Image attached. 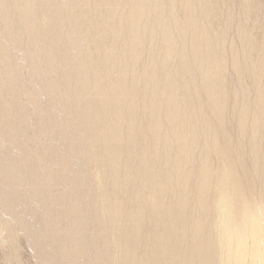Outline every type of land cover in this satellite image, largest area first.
Returning <instances> with one entry per match:
<instances>
[{
  "label": "bare ground",
  "instance_id": "bare-ground-1",
  "mask_svg": "<svg viewBox=\"0 0 264 264\" xmlns=\"http://www.w3.org/2000/svg\"><path fill=\"white\" fill-rule=\"evenodd\" d=\"M0 264H264V0H0Z\"/></svg>",
  "mask_w": 264,
  "mask_h": 264
}]
</instances>
